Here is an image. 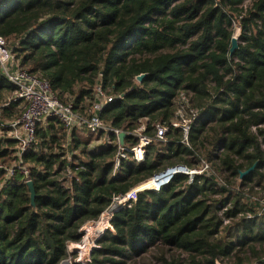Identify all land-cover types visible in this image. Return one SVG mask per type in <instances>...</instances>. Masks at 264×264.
<instances>
[{"label": "trees", "instance_id": "16d2710c", "mask_svg": "<svg viewBox=\"0 0 264 264\" xmlns=\"http://www.w3.org/2000/svg\"><path fill=\"white\" fill-rule=\"evenodd\" d=\"M0 36L15 68L76 111L92 116L98 87L110 98L97 132L39 121L22 157L28 175H10L20 161L6 124L25 102L0 62V264H62L115 195L168 167L205 164L192 181L179 173L139 192L91 264H136L152 253L148 264H264V0H0ZM183 96L185 142L172 123ZM158 125L167 127L162 138ZM140 126L151 137L144 160L129 156L114 174L116 131L133 146Z\"/></svg>", "mask_w": 264, "mask_h": 264}, {"label": "built area", "instance_id": "2783aa9c", "mask_svg": "<svg viewBox=\"0 0 264 264\" xmlns=\"http://www.w3.org/2000/svg\"><path fill=\"white\" fill-rule=\"evenodd\" d=\"M0 62L3 73L17 87L14 95L15 99H21L25 102L23 115L19 119L6 124V127H9L10 135L17 140L16 155L20 161L19 164L8 169L10 175H13L16 169L28 175L29 171L27 167L23 165L22 157L36 140L38 122L48 116L58 117L68 132L74 127L82 125L88 126L93 132L106 128L100 116V112L104 104L109 101L110 98L101 87H98L96 91L97 101L92 108L93 114L92 116H88L76 111L73 102H63L52 90L47 81L29 73L25 69L15 68L13 64V55L7 47L5 39L1 36ZM183 100L184 103L179 107L177 115L172 123L175 127L181 126L183 128L185 142L188 140L191 121L190 118L186 116L185 96H183ZM191 112H193V110H191ZM0 125H3L1 120ZM144 129V126H140L134 131L139 139L133 146L125 145V142L121 143L119 135L122 131H116L118 151L114 161V174L120 169L123 160L127 159L129 156H132L137 162L144 160L146 148L151 142V137L142 132ZM157 129V136L162 138L167 127L158 125ZM208 167L209 165L205 164L203 169L194 170L189 169L185 165L171 166L156 173L151 178L136 184L128 192L115 195L112 199V203L97 219L88 221L82 226V236L80 240L68 244L69 255L62 264H91L92 254L94 250L100 248L101 240L106 235L115 233L112 224L113 218L121 208L130 207L133 202L137 200L139 192L147 189L159 191L170 183L179 173L189 174L192 181L195 174L202 173V171ZM221 184L222 182H220V185ZM262 203L264 204L263 201Z\"/></svg>", "mask_w": 264, "mask_h": 264}, {"label": "water", "instance_id": "95a60500", "mask_svg": "<svg viewBox=\"0 0 264 264\" xmlns=\"http://www.w3.org/2000/svg\"><path fill=\"white\" fill-rule=\"evenodd\" d=\"M239 47V42H238V38L236 36H233L232 38V41H231V48H230V52L231 54L234 53V51ZM147 76V73H141L139 75H137L136 77V80L138 82H142L143 79ZM120 141L121 143H124V138H125V132H121L120 135ZM256 164H254L252 167H250L249 169L245 170V171H242L241 172V177H244L245 175H247L248 173H250L252 170H254ZM28 185H29V189H30V192H31V200H32V203L35 204V197H36V192H35V188H34V184H33V181L32 180H29L28 181ZM217 264H223L221 262H217Z\"/></svg>", "mask_w": 264, "mask_h": 264}, {"label": "rangeland", "instance_id": "374dc122", "mask_svg": "<svg viewBox=\"0 0 264 264\" xmlns=\"http://www.w3.org/2000/svg\"><path fill=\"white\" fill-rule=\"evenodd\" d=\"M238 29H240V28L237 27V28H236V31H235V34H234V36H236L237 38H238V34H239ZM185 113H186V112H185ZM103 140H104L103 137H102L101 139H99V140L94 139V140L92 141V143H91V147L97 146V144H98V143H102ZM96 143H97V144H96ZM194 170H198V169H194ZM261 205L263 206L264 204L261 203ZM153 254H154V253H152V254H150V255H146L144 258L138 259L137 262H136V264H148L149 261H151V260L153 259ZM182 257H183V258H186V257H187V254L182 253Z\"/></svg>", "mask_w": 264, "mask_h": 264}, {"label": "bare ground", "instance_id": "6f19581e", "mask_svg": "<svg viewBox=\"0 0 264 264\" xmlns=\"http://www.w3.org/2000/svg\"><path fill=\"white\" fill-rule=\"evenodd\" d=\"M149 184H151V183H149Z\"/></svg>", "mask_w": 264, "mask_h": 264}]
</instances>
